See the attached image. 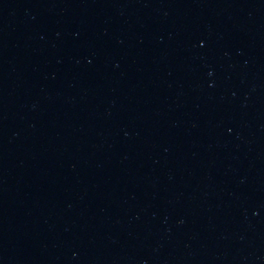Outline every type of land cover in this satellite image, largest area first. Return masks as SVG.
<instances>
[{"label":"water","instance_id":"obj_1","mask_svg":"<svg viewBox=\"0 0 264 264\" xmlns=\"http://www.w3.org/2000/svg\"><path fill=\"white\" fill-rule=\"evenodd\" d=\"M0 264H264V0H211L27 175Z\"/></svg>","mask_w":264,"mask_h":264}]
</instances>
